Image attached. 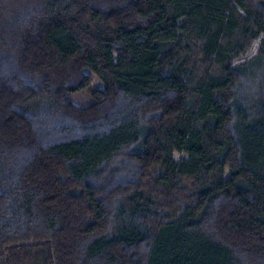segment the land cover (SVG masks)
Returning a JSON list of instances; mask_svg holds the SVG:
<instances>
[{
	"label": "trees",
	"instance_id": "obj_1",
	"mask_svg": "<svg viewBox=\"0 0 264 264\" xmlns=\"http://www.w3.org/2000/svg\"><path fill=\"white\" fill-rule=\"evenodd\" d=\"M0 264H264V0H0Z\"/></svg>",
	"mask_w": 264,
	"mask_h": 264
},
{
	"label": "rangeland",
	"instance_id": "obj_2",
	"mask_svg": "<svg viewBox=\"0 0 264 264\" xmlns=\"http://www.w3.org/2000/svg\"><path fill=\"white\" fill-rule=\"evenodd\" d=\"M259 43H260V38L254 40L251 43V46L249 47V50L246 52L244 56H241L240 58L236 59L235 62H243L248 58H251L254 56L259 48ZM85 73L90 77L91 79V86L89 88L76 91L73 93H69L68 97L71 99V101L79 107H85L90 105L91 103L94 102V99L92 97V88L97 87V88H102L103 84L102 82L95 76L92 72L90 71H85ZM256 78H249V86L246 88V92L250 94H254L258 91L259 89V82L256 81ZM173 156L175 159H180L182 157H186L184 153H179V152H174ZM225 177L228 176V169H225Z\"/></svg>",
	"mask_w": 264,
	"mask_h": 264
}]
</instances>
